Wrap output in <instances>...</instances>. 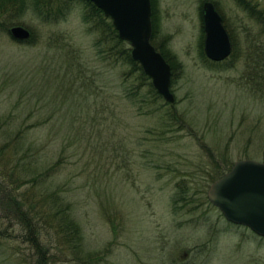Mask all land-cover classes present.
I'll return each instance as SVG.
<instances>
[{
	"label": "rangeland",
	"instance_id": "rangeland-1",
	"mask_svg": "<svg viewBox=\"0 0 264 264\" xmlns=\"http://www.w3.org/2000/svg\"><path fill=\"white\" fill-rule=\"evenodd\" d=\"M210 1L236 42L232 59L216 65L199 53L203 1L155 0L153 44L181 64L171 91L184 121L167 142H143L160 115L126 98L123 68L98 54L78 2L50 23L27 6L0 27V126L7 139L27 129L18 154L7 142L0 170L20 155L27 167L38 153L27 178L45 173L39 188L70 200L81 236L73 251L55 225L32 232L0 209V264H264V238L207 198L235 161H264V35L233 0ZM13 25L33 40L14 39ZM18 191L38 193L26 182Z\"/></svg>",
	"mask_w": 264,
	"mask_h": 264
},
{
	"label": "trees",
	"instance_id": "trees-1",
	"mask_svg": "<svg viewBox=\"0 0 264 264\" xmlns=\"http://www.w3.org/2000/svg\"><path fill=\"white\" fill-rule=\"evenodd\" d=\"M233 1L237 7L244 11L248 17L252 19L257 26L258 32L264 35V6L254 0ZM75 2L79 3L82 20L88 24L91 31H94L97 34L94 44L98 54L102 56L103 59L109 60L113 66L120 65L123 68V71L121 72L122 83L125 85V95L127 96L126 98L129 102L137 106L140 113H157L160 115V126L155 128L157 130L147 129L146 132L148 135L145 137L143 142H167L168 140H172L171 138L166 139V133L176 132L182 129L184 121L183 116L178 114L176 110V101L173 104H170L156 92L150 78L144 73L140 64L132 59L131 47L129 44L119 38L112 21L106 17L102 10L95 6V4L90 0H0V27L8 30V26L6 27V25L12 23L14 20L13 17L21 14L27 6L31 7L33 12L41 21L47 23L57 21L65 16ZM151 6V42L153 43L157 31L155 0H151ZM229 37L232 44V51L229 56L222 61H225L226 59L229 61L234 55L236 42L230 34ZM32 40L33 34L31 33L29 42ZM203 40L204 32L203 28H201L199 41V53L201 57L211 65H216L218 62H221L212 61L206 57L203 50ZM153 45L161 52L171 67L172 84V82L175 81L178 71L181 70V64L172 54H169L163 48L162 44L154 43ZM257 45L258 48L261 49V53L256 51L259 57L256 62H259L258 60L263 62L264 60L260 59V55L264 53V41L261 42L258 40ZM255 80L257 81L254 84L256 88L255 91H258V89H261L263 82L258 81L261 80L260 78H255ZM6 132L11 134L7 128L3 129L0 126V138H4ZM26 135L27 129H24L23 127L16 128L11 137H8L9 139L5 137V141H3L4 139L0 140V142H3L0 144V160L6 157V151L9 148H12V154H18L21 142H24ZM7 142H13L14 144L12 147L8 148ZM19 157L21 159L20 162L17 161L15 162V165H9L8 168L3 167L6 172L0 170V174L2 175L0 192L3 197L1 198L0 209H4L7 213H10L17 225L23 229L31 230L32 232L42 226L45 227L48 223V225H55L58 231L63 233L65 239L63 241H67L70 247L73 248V251H76L78 249L81 236L79 234V230L77 229V225L70 221L72 218L67 213L70 209V200L66 198V196L64 197V195L60 196V194L55 191H48L47 189L41 190V188H39L40 185L45 183V173H42L40 176H31L30 178H27L25 174L27 171L26 168L30 166V163L32 164L34 161H38L40 159L41 156L38 155V153H36V155H30L33 159L30 163L28 162L27 167L21 166L25 162V157L21 155ZM8 163L10 162L8 161ZM54 165L55 164H53V167L50 168L49 172L55 169ZM224 173H222L219 177H221ZM25 182L30 183L33 188L38 189L37 195L32 193L33 191H18L19 186ZM176 200L177 202H185V196L182 195ZM229 223L235 224L232 222ZM80 262L76 261V264H81Z\"/></svg>",
	"mask_w": 264,
	"mask_h": 264
},
{
	"label": "water",
	"instance_id": "water-1",
	"mask_svg": "<svg viewBox=\"0 0 264 264\" xmlns=\"http://www.w3.org/2000/svg\"><path fill=\"white\" fill-rule=\"evenodd\" d=\"M90 1L112 21L119 38L129 44L132 59L140 64L156 92L173 104L171 67L151 42V0ZM202 12L204 53L212 61H222L231 53L229 34L212 1H203ZM9 32L17 40H27L31 35L30 30L21 25L11 26ZM207 197L226 220L247 226L264 237V161H235L226 173L209 185Z\"/></svg>",
	"mask_w": 264,
	"mask_h": 264
}]
</instances>
